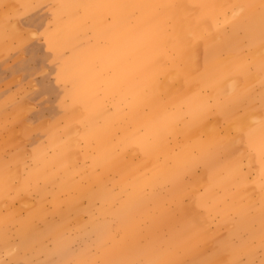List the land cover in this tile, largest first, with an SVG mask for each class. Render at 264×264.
<instances>
[{"label":"rangeland","instance_id":"374dc122","mask_svg":"<svg viewBox=\"0 0 264 264\" xmlns=\"http://www.w3.org/2000/svg\"><path fill=\"white\" fill-rule=\"evenodd\" d=\"M198 1L0 0V264H264V170L189 112Z\"/></svg>","mask_w":264,"mask_h":264},{"label":"crops","instance_id":"0c3cea01","mask_svg":"<svg viewBox=\"0 0 264 264\" xmlns=\"http://www.w3.org/2000/svg\"><path fill=\"white\" fill-rule=\"evenodd\" d=\"M222 3L199 0L193 6L200 10L196 22L207 23L211 34L200 50L197 70L185 78L187 89H200L190 97L189 112L197 122L239 124L237 130L223 128L214 136L223 152L213 160L231 158L237 150L233 138L242 137L240 161L252 155L264 170V0ZM174 101L184 103L178 97Z\"/></svg>","mask_w":264,"mask_h":264},{"label":"bare ground","instance_id":"6f19581e","mask_svg":"<svg viewBox=\"0 0 264 264\" xmlns=\"http://www.w3.org/2000/svg\"><path fill=\"white\" fill-rule=\"evenodd\" d=\"M231 1V0H230ZM223 91V90H222Z\"/></svg>","mask_w":264,"mask_h":264}]
</instances>
